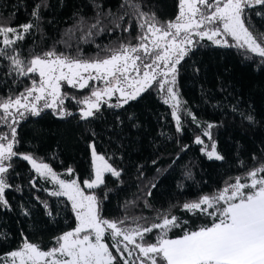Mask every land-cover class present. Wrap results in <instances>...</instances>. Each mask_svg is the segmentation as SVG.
Instances as JSON below:
<instances>
[{
	"label": "trees",
	"instance_id": "16d2710c",
	"mask_svg": "<svg viewBox=\"0 0 264 264\" xmlns=\"http://www.w3.org/2000/svg\"><path fill=\"white\" fill-rule=\"evenodd\" d=\"M37 4L41 5L38 21L32 16ZM178 4L179 0H0V27L36 25L12 46L25 61L53 48L72 56L79 49L81 58L91 60L104 58L108 49L138 43L140 29L133 5L165 22L174 20ZM97 13L100 23L92 28ZM247 17L254 35L264 33V5L247 9ZM69 29L74 32L71 40ZM89 29L92 35L85 42L82 37ZM6 50L11 54V49ZM9 65L0 57L3 98L18 96L30 86V79L10 73ZM177 75L182 97L180 131L155 82L135 100L120 107L105 103L88 119H81L77 100L90 96L94 84L84 89L64 84L72 115L60 117L51 110L28 115L18 122L14 148L50 163L67 178L76 175L83 183L94 176V145L121 171L119 178L107 174L104 185L90 190L101 201L106 219L128 217L127 223L135 226L133 218H143L138 222L150 225L170 211L188 222L184 227L210 224L208 217L184 210L183 204L216 193L226 182L264 163V58L202 40L181 61ZM208 124L213 127L208 129ZM205 131L211 132L223 159H209L202 145L195 143ZM11 163L10 187L5 191L8 207L0 204V264L9 262L7 253L19 250L25 239L47 250L55 245V238L76 226L70 202L51 195L48 180L20 156ZM157 231L146 239L154 242ZM181 234L179 228L170 233Z\"/></svg>",
	"mask_w": 264,
	"mask_h": 264
},
{
	"label": "snow or ice",
	"instance_id": "6c2138e0",
	"mask_svg": "<svg viewBox=\"0 0 264 264\" xmlns=\"http://www.w3.org/2000/svg\"><path fill=\"white\" fill-rule=\"evenodd\" d=\"M253 5H264V0H179L178 14L174 20L165 22L154 13L149 15L133 5L140 29L138 43L108 49L104 58L91 60L81 58L79 49L76 56H72L53 48L25 61L12 46L22 41L36 25L29 22L19 28L0 27V43L4 45L0 48V57L10 62V73L30 79V86L18 96L0 97V122L10 128V136L0 135V204L8 207L5 199V191L10 187L7 173L12 168L13 158L20 156L40 177L51 176L58 183V190L50 194L66 197L76 220L75 228L55 238V245L47 250L25 239L19 250L7 253L11 259L6 264H264V163L235 177L234 182H226L216 193L183 204L184 210L208 217L210 224L195 229L184 227L188 222L180 221L168 211L150 225L138 222L143 218H133L135 227H132L127 223L128 217L104 218L101 201L95 192L84 190L104 185L105 173L117 178L121 175V171L103 155H98L94 147V179L85 180L84 188L77 179H58L47 163H37L33 156L13 150L17 143L15 125L25 113L39 115L44 109L52 108L61 117L72 115L62 107L66 99V94L62 93L64 84L84 89L90 87V81L104 82L103 89H93L90 96L77 100L78 104L85 105L80 109L81 119H88L106 102L105 97L111 99L119 93L117 103L109 106L120 107L135 100L154 82L166 91L165 104L176 101L173 88L165 89V83L175 84L177 65L205 38L215 45L239 47L264 58V33L254 35L251 25L247 24V9ZM40 7L37 4L32 13L37 21ZM99 15L97 13V23L92 28L100 23ZM130 27L124 31H129ZM67 35L71 40L73 30L69 29ZM91 35L89 29L82 39L87 42ZM229 38L235 43H230ZM62 43L71 47L68 41ZM6 49H11V54ZM158 76L164 79H157ZM178 106V101L173 104L172 116L180 131ZM247 119L252 120V117ZM207 127L211 129L213 125ZM203 135L211 139L209 131ZM195 143L204 144V141L198 136ZM210 147L209 159H223L216 153L215 143ZM68 171L71 173L72 169ZM32 184L35 187L34 180ZM147 194L150 196L151 190ZM178 228L182 229V234L171 236L173 229ZM154 230H158L155 241L149 242L146 236Z\"/></svg>",
	"mask_w": 264,
	"mask_h": 264
},
{
	"label": "rangeland",
	"instance_id": "374dc122",
	"mask_svg": "<svg viewBox=\"0 0 264 264\" xmlns=\"http://www.w3.org/2000/svg\"><path fill=\"white\" fill-rule=\"evenodd\" d=\"M253 6H254V5H253ZM204 40H207V39L205 38ZM229 42H230V43H235L234 41L231 40V38H229ZM195 46H196V45H195ZM195 46H193L191 49H193ZM225 47H226V46H225ZM178 68H179V65H177V72H178ZM157 79H164V78L158 76ZM168 80H170V77L168 78ZM90 84H94V89H96V88H98V89H103V88L105 87L104 82L101 81V80L90 81ZM167 87H172L173 90H174V92L176 93V101H172V100H170V102L168 103V105L172 108V111H173V110H174V109H173V104H175V103L178 101V102H179V106H178V108H177V115L180 117V112H181V107H182V97H181V93H180V89H179L178 75H177V73H176V81H175V84L173 85V84H171V83H165V89H166ZM159 90H160V96H161V98H162L163 101H164V99L167 98V93H166V91H162V90L160 89V87H159ZM62 93H63V91H62ZM118 96H119V93H116L111 99L105 97L104 100H105L106 102L101 103V106H102L103 104H105V103L116 104V103H117V97H118ZM93 99H94V98H93ZM67 102H68V96H66L65 103H64V105H63L62 107H63V109L66 110L67 112L72 113L74 110H73L71 107L68 106ZM40 103H41V105H42V104H43V101H41ZM101 106H100V108H101ZM83 107H85V105L81 104V105H80V108H79V110H78L79 113H80V109L83 108ZM45 110H51V111H53L55 114H57V112H56L54 109H52V108L44 109L43 111H45ZM99 110H100V109H99ZM13 111H14V110H13ZM43 111H41L40 113H42ZM94 112L96 113L97 111L94 110ZM28 115H31V114L25 113V117H24V118H26ZM57 115H58V114H57ZM58 116H60V115H58ZM66 116H68V115H65V116H63V117H66ZM60 117H61V116H60ZM24 118H23V119H24ZM174 119H175V118H174ZM20 120H22V119H19V118H18V122H19ZM175 121H176V120H175ZM176 125H177V122H176ZM17 126H18V123L15 125L16 129H17ZM181 128H182V126H181ZM210 133H211V132H210ZM4 134H8V135L10 136V128H9L7 125H5L3 122H0V135H4ZM200 138L204 141V144H201V145H202V149H204L203 151H204L206 154H207L208 151H211V147H210V145H211L212 143H215V145H216V153L220 155V153H219V151H218V148H217V142H216L215 139L213 138L212 134H211V139H209V138L206 137V136H204V137H200ZM205 145H208L209 147L205 148ZM14 146H15V144H14ZM93 147L95 148V146L92 145L91 150H93ZM13 150L16 151L15 148H14ZM95 151H96V153H97L98 155H103V154L99 153V152L96 150V148H95ZM16 152H17V151H16ZM18 153H20V152H18ZM20 154H26V155H31V156H33V157L37 160V163H41V162H43V163H47V164L51 167V169L53 170V172L56 173L58 179H64V180L77 179L78 182H79V184H80V186H81L82 188H84V184L78 179V177H77L76 175H74V176H72V177H70V178H67V177L64 176L63 173H60V172L55 171L54 168L51 166L50 163H48V162H46V161H42V160L36 158L33 154H31V153H20ZM103 156H104V155H103ZM92 157H93V156H92ZM104 157H105V156H104ZM105 158H106V157H105ZM213 158H214V157H213ZM106 159H107V158H106ZM108 162H109V161H108ZM109 163H110V162H109ZM110 164H111V163H110ZM30 165H31V164H30ZM111 165H112V164H111ZM112 166H113V165H112ZM34 171H35V170H34ZM67 173H69V171H68ZM72 173H73V170H72V172L69 173V174H72ZM107 174H111V173H105V174H104V178H105V176H106ZM42 178H43V177H42ZM44 179L48 180L49 183H50V186L48 187V189H49L50 192H53V191L58 190V183H57L56 181H53V179H52L51 176H48L47 178H44ZM92 179H94V176H93ZM88 180H91V179H88ZM84 190H85L86 193H91V192H92V191H90L89 189H86V188H84ZM65 198H66V197H65ZM5 199H6V198H5ZM66 199H67V198H66ZM70 204H71V203H70ZM132 227H135V226H132Z\"/></svg>",
	"mask_w": 264,
	"mask_h": 264
}]
</instances>
